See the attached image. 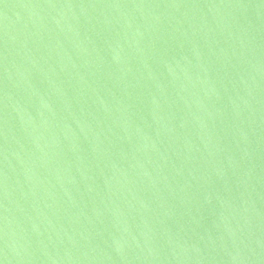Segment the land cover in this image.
Instances as JSON below:
<instances>
[{
  "label": "water",
  "instance_id": "water-1",
  "mask_svg": "<svg viewBox=\"0 0 264 264\" xmlns=\"http://www.w3.org/2000/svg\"><path fill=\"white\" fill-rule=\"evenodd\" d=\"M0 264H264V0H0Z\"/></svg>",
  "mask_w": 264,
  "mask_h": 264
}]
</instances>
